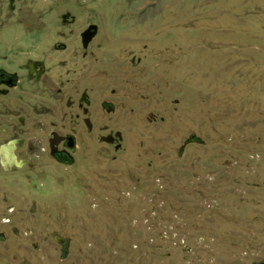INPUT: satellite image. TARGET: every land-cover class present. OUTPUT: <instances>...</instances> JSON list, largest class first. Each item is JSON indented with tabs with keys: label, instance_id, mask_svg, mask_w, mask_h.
Segmentation results:
<instances>
[{
	"label": "rangeland",
	"instance_id": "obj_1",
	"mask_svg": "<svg viewBox=\"0 0 264 264\" xmlns=\"http://www.w3.org/2000/svg\"><path fill=\"white\" fill-rule=\"evenodd\" d=\"M0 69V264L263 261L264 0H0Z\"/></svg>",
	"mask_w": 264,
	"mask_h": 264
},
{
	"label": "flooded vegetation",
	"instance_id": "obj_2",
	"mask_svg": "<svg viewBox=\"0 0 264 264\" xmlns=\"http://www.w3.org/2000/svg\"><path fill=\"white\" fill-rule=\"evenodd\" d=\"M90 24H92V23H90ZM95 33H96V30H95L94 34L91 36V38L95 35ZM91 38H90V40H91ZM22 70H24L27 75L36 77V76L40 75V73L42 72V70H43V63L39 59H30V60L27 61V63L25 64V66L22 67ZM20 80H21V78H20ZM15 83H16V75L14 73H7V72L3 71L2 69H0V85L13 86V85H15ZM85 120H87L89 122V120L87 118L83 119L84 122H85ZM59 135L64 136V138L61 139L59 142H57V143H55V144L52 145V148L55 151L54 154H52V157H53V159H55L59 163H68V162H71L72 159L70 158V155L68 154L69 148L67 147L66 142H67V137L68 136H72L73 142L71 144L72 145V148L70 149V151H72V149L74 147V136L71 135V134H69V133H64V134H59ZM48 139H47V143H48ZM112 140L113 141L117 140V137L114 136L112 138ZM0 144H2V143H0ZM8 144L9 143L5 144L4 146H8ZM4 148H3V150H1L2 157L4 159L9 160V157L12 156V154H11L12 148H10V147H4ZM7 149L9 150V152H7ZM66 243H65L64 246H66ZM259 263L260 264H263L264 263V258H263V261H260Z\"/></svg>",
	"mask_w": 264,
	"mask_h": 264
},
{
	"label": "water",
	"instance_id": "obj_3",
	"mask_svg": "<svg viewBox=\"0 0 264 264\" xmlns=\"http://www.w3.org/2000/svg\"><path fill=\"white\" fill-rule=\"evenodd\" d=\"M95 30H96V25L93 24V23L87 25V26L84 28V30L80 33V38H81V43H82V45H84V46L86 45V43L90 40L91 36L94 34ZM85 123H86L87 127L89 128V126H90L89 122H88L87 120H85ZM63 138H64V136L59 135V134H57V133H55V132H53V133L51 134V137L48 139V146H49V149H50V153H51V154H54V152H55V151L53 150V148H52V145L55 144V143H57V142H59V141H60L61 139H63ZM72 142H73V140H72V136H68V137H67L66 145H67V147H68L69 149L72 148V145H71ZM53 239L56 240V241H58V243H59L61 246H64L65 243L67 242V238L60 237V236H57V235H54V236H53Z\"/></svg>",
	"mask_w": 264,
	"mask_h": 264
},
{
	"label": "bare ground",
	"instance_id": "obj_4",
	"mask_svg": "<svg viewBox=\"0 0 264 264\" xmlns=\"http://www.w3.org/2000/svg\"><path fill=\"white\" fill-rule=\"evenodd\" d=\"M5 149V148H4ZM10 149V148H9ZM5 151V150H4ZM7 152H9V150L7 149ZM2 154V153H1ZM4 159V158H3Z\"/></svg>",
	"mask_w": 264,
	"mask_h": 264
}]
</instances>
